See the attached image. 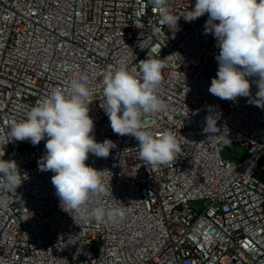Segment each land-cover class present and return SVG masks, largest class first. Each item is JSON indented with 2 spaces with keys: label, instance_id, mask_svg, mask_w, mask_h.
Masks as SVG:
<instances>
[{
  "label": "built area",
  "instance_id": "2783aa9c",
  "mask_svg": "<svg viewBox=\"0 0 264 264\" xmlns=\"http://www.w3.org/2000/svg\"><path fill=\"white\" fill-rule=\"evenodd\" d=\"M195 2L167 7L180 16ZM160 13L151 0H0V156L29 176L16 191L0 187V264H264V108L209 92L219 48L205 34L207 14L181 17L174 32ZM152 48L166 65L158 94L167 109L146 116L144 130L170 131L180 145L155 165L140 158L133 136L113 132L102 107L105 74L124 66L139 76ZM82 75L92 88L93 134L116 143L107 158L86 161L104 170L106 188L87 206L126 207L116 224L63 210L54 173L38 166L46 139L34 146L9 135L37 102ZM210 106L217 133L204 131ZM229 143L246 157L224 158Z\"/></svg>",
  "mask_w": 264,
  "mask_h": 264
},
{
  "label": "clouds",
  "instance_id": "9594fccd",
  "mask_svg": "<svg viewBox=\"0 0 264 264\" xmlns=\"http://www.w3.org/2000/svg\"><path fill=\"white\" fill-rule=\"evenodd\" d=\"M151 3L161 10V24L174 32L179 30L181 17L191 22L207 14L205 34H212L219 48L218 71L209 92L222 100L248 98L250 103L264 108V0H196L194 7L180 16L169 11L168 0H151ZM160 50L150 49L147 58L139 62V76L135 70L121 66L114 72L108 71L103 79L102 107L113 132L139 141L140 158L152 165L168 163L180 152L172 132L153 135L144 130L146 116L167 109L158 94L166 67L157 58ZM253 85L257 89L254 96ZM91 95L87 75L73 79L66 92L53 89L27 112L26 118L14 122L9 135L11 141H29L34 146L46 139V151L38 166L40 171L54 173L52 184L63 210L76 212L82 220H94L97 224H116L126 218V207L87 206L93 197L106 194V188L101 179L104 170L86 161L90 154L107 158L116 147L110 138L98 141L93 134ZM209 111L204 131L217 133L219 115L212 112L211 106ZM3 157L0 156L3 180L0 187L16 191L29 176L21 173L15 160Z\"/></svg>",
  "mask_w": 264,
  "mask_h": 264
},
{
  "label": "rangeland",
  "instance_id": "374dc122",
  "mask_svg": "<svg viewBox=\"0 0 264 264\" xmlns=\"http://www.w3.org/2000/svg\"><path fill=\"white\" fill-rule=\"evenodd\" d=\"M224 158L232 159L236 162L241 161L247 155L246 148L238 143H229L221 151ZM200 207L202 204H199Z\"/></svg>",
  "mask_w": 264,
  "mask_h": 264
}]
</instances>
